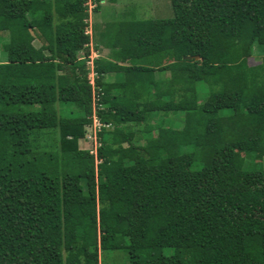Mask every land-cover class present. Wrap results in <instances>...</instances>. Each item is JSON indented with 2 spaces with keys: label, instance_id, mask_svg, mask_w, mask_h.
Wrapping results in <instances>:
<instances>
[{
  "label": "trees",
  "instance_id": "trees-1",
  "mask_svg": "<svg viewBox=\"0 0 264 264\" xmlns=\"http://www.w3.org/2000/svg\"><path fill=\"white\" fill-rule=\"evenodd\" d=\"M88 1L0 0V264H264V0L107 23L96 154Z\"/></svg>",
  "mask_w": 264,
  "mask_h": 264
},
{
  "label": "rangeland",
  "instance_id": "rangeland-1",
  "mask_svg": "<svg viewBox=\"0 0 264 264\" xmlns=\"http://www.w3.org/2000/svg\"><path fill=\"white\" fill-rule=\"evenodd\" d=\"M101 2V8L99 10H96V4L98 3L94 1L92 5H89L88 11H89V26L87 28L88 33L92 34V29L94 30V41L90 43L91 47V54L88 58V61L92 60L93 58L107 56L108 53L104 52L103 49L100 51L96 50L95 48L92 49L95 45V43L99 42V38L101 35H103L104 27L107 23H112L119 21L124 18L123 15H120V11L123 10V8L127 9H133L135 8L136 16L140 18H166L174 16L176 13V9L174 7L173 0H106L100 1ZM105 2V3H103ZM90 3V1H88ZM96 3V4H95ZM2 39L0 40V61H4L7 58V52L4 49V44L6 42H9L10 35L9 31H4L2 33ZM94 42V44H92ZM36 46H40V42L36 41ZM92 44V45H91ZM257 50V53L262 52L259 45H256L255 50ZM256 53V54H257ZM264 54V52H262ZM81 58H85L84 52L81 51L80 53ZM192 57H185V59H191ZM199 58V57H196ZM261 61V56L254 55L250 57L249 62L251 65L258 64ZM170 121H174V118L169 116L167 117ZM160 119L158 116H155L151 121L154 123ZM145 126V124H143ZM93 126V123H91L87 128V134L86 137L83 138L82 141V148H88L92 147V144L90 142V139H95V128ZM144 128V127H143ZM142 129V128H140ZM50 141L49 139H46ZM143 142V139H141ZM93 151H95V143L92 147ZM166 254H171L173 252V248H166L165 249ZM98 264H130L129 261V255L125 251L122 250H101L99 255Z\"/></svg>",
  "mask_w": 264,
  "mask_h": 264
},
{
  "label": "built area",
  "instance_id": "built-area-1",
  "mask_svg": "<svg viewBox=\"0 0 264 264\" xmlns=\"http://www.w3.org/2000/svg\"><path fill=\"white\" fill-rule=\"evenodd\" d=\"M90 3H88V5H92V3H94V0H89ZM96 4V3H95ZM97 6V4H96ZM87 67L90 69L89 72V81L90 83L93 85V105H94V113L92 116V120H93V126L95 128L94 132H95V139H90V142L92 144V147L94 146L95 143V151H93V148L90 147V153L96 154L97 153V149L98 147L101 145V142L99 140V132L104 130V128H110L112 127L111 123H104L103 121H101L98 113H97V104L98 101L100 99V94L98 92V85L96 84V78L99 76L97 71H95L94 68V58L90 61H87ZM100 109L103 107V105H99ZM92 126V127H93Z\"/></svg>",
  "mask_w": 264,
  "mask_h": 264
},
{
  "label": "crops",
  "instance_id": "crops-1",
  "mask_svg": "<svg viewBox=\"0 0 264 264\" xmlns=\"http://www.w3.org/2000/svg\"><path fill=\"white\" fill-rule=\"evenodd\" d=\"M101 1V0H100ZM99 1V3H100V6H99V9L101 8V2ZM102 1H105L106 2V0H102ZM105 2H103V3H105ZM129 9H127V8H123V10L122 11H120L119 13L120 14H123V13H126L127 11H128ZM94 30L92 29V34H91V36H92V41H94L93 39H94ZM91 41V42H92ZM41 44V43H40ZM92 44H94V42L92 43ZM91 44V45H92ZM99 44V48L98 49H96L95 48V46L96 45H98ZM96 49V50H98V51H100L101 49H103L104 50V52H107L108 54H109V48H107L104 44H102V42H97V43H95V45H94V47L92 48V49ZM108 56V55H107ZM107 56H103V57H107ZM98 58V57H97ZM117 78V76L116 75H106V77H105V79L107 80V81H114L115 79ZM112 128H113V126H112ZM81 144H82V141H81ZM82 147V146H81Z\"/></svg>",
  "mask_w": 264,
  "mask_h": 264
}]
</instances>
